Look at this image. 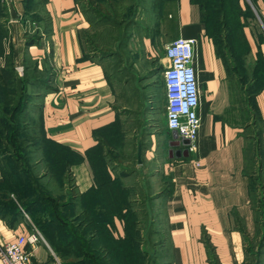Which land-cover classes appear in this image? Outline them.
<instances>
[{
    "label": "crops",
    "instance_id": "obj_1",
    "mask_svg": "<svg viewBox=\"0 0 264 264\" xmlns=\"http://www.w3.org/2000/svg\"><path fill=\"white\" fill-rule=\"evenodd\" d=\"M13 2L18 19L11 18L6 1L0 0L8 16L0 18L6 29L0 28V69L10 65L16 73H38L41 81L34 80L29 85L40 96L37 116L47 141L74 154L69 167L77 195L98 188L102 181L94 161L100 159L101 146L107 137L112 138L124 126L128 141L136 138L138 144L141 139L142 162L137 155V164L155 163L152 178L164 183L155 199L162 200L170 244L168 259L164 257L161 264H210L203 236L209 239L221 264H244L245 237L250 243L261 235L259 210L254 205L251 176L247 172L251 106L263 127L261 162L256 176L264 186V86L262 51L258 50L257 39L249 38V57L254 54V58H259V69L254 68V63V69L245 67L248 73H239L243 69L239 45L232 44V57L227 59L217 52L197 0H163L156 25L142 38L139 52L144 54L145 64L150 60L164 69L170 63L166 45L179 37L195 38L200 87L201 127L193 149L186 156H171L170 149L175 153L185 146L176 150L170 146L173 137L167 125L161 134L150 130L145 124V96L140 95L142 90L154 88L150 87V79L156 76L166 117L164 73L163 76L137 73L135 78V73H130L129 83L107 73V59L87 49L84 35L89 30L90 16L76 0H45L42 11L50 17V24L38 29L40 35L35 42L29 41L33 35L27 22L21 20V14L39 10L30 6L27 11L25 0ZM132 84L135 88L131 93L127 88ZM118 85L121 89L117 91ZM238 94L243 95V100L237 99ZM129 104L133 106L132 113L125 111ZM111 177L114 179L115 175ZM152 178L147 180L153 183ZM5 182L6 167L0 162V241L35 234L37 241L27 244L32 264H61L29 211L24 210L23 216L16 196L2 194ZM111 228L116 237L124 235V224L119 218H115Z\"/></svg>",
    "mask_w": 264,
    "mask_h": 264
},
{
    "label": "trees",
    "instance_id": "obj_2",
    "mask_svg": "<svg viewBox=\"0 0 264 264\" xmlns=\"http://www.w3.org/2000/svg\"><path fill=\"white\" fill-rule=\"evenodd\" d=\"M76 1L83 11L89 13V10L81 6L80 0ZM105 1L110 3V7L118 18L125 17L124 14L127 13L128 7L122 0ZM252 1L258 6L259 0ZM25 2L27 11L30 6L39 10L38 13L36 11L35 13L42 14L45 27H49L50 17L42 11L45 0H25ZM162 2L163 0H154L153 8L158 11ZM3 13V7L0 5L1 16H4ZM89 16L91 20V13ZM1 24L0 21V28L6 30ZM39 35L38 32L37 35L29 38V41L31 39L32 42H35ZM89 51L94 54V50L90 49ZM262 65L264 66L263 61L261 67ZM30 74L19 77L10 65L0 69V156L5 155L13 161L6 166L5 191L2 194L5 196L14 194L22 210L29 211L28 209L34 208L36 214L49 211L50 216L46 223L49 222L53 236L59 242L57 243L59 249L52 246L61 257L63 264H79L81 262L75 260L66 262L69 254L80 256L83 264H151L149 250L142 248L143 235L140 233L139 226L142 220L137 212L139 210L132 208V202L136 201L135 198H131L132 195L134 197L135 189L133 186L127 188L123 184L122 173L119 175V169L110 161L111 158L121 160L122 151L119 146L128 140L126 129L124 126H120L112 138L108 136L101 146L100 159L97 158L94 161L95 167L100 170L99 180L102 181L98 188L83 195H77L73 192L74 177L69 167V164L71 165L75 159L74 154L66 148L63 149L60 145L47 141L44 131L40 132L39 137H31L25 133L27 130L25 121L28 119L25 110L30 108V101L27 97L30 93L27 92V86L34 80L35 82L41 81L38 80L39 76V78L35 76L36 73ZM5 106L9 107L7 111H3ZM250 110H253L252 107ZM6 114L11 115V118H7ZM24 116L26 120L22 121ZM16 119H18L17 122H15ZM257 122L259 128L258 138L254 145L256 148L254 150V167L251 169L247 165V172L251 176L252 191L254 184L259 185L258 182H260L256 176V170L261 162L260 135L263 132V127L258 117ZM20 125L24 127L22 126L20 129ZM249 135L252 140V135ZM133 146L134 154L131 155L128 152L123 158L130 159V162L135 158L137 163V140H134ZM248 147L247 160H249ZM111 174L115 175L114 179ZM13 176L20 178L19 182L16 179L13 180ZM45 177L48 179L47 181L44 180ZM147 183L150 184L149 181ZM44 188L49 189L45 190ZM52 189L59 190L60 194L55 192L51 194ZM130 190H133V193ZM258 193L264 201V186ZM255 203L256 199H254V205L257 211L259 210L257 222L261 228V235L259 239H254L250 243L245 237L244 264H264V206L257 207ZM69 208L75 209L74 215L70 216L71 210H67ZM115 218H119L124 224L123 236L116 237L112 232L111 227L114 226ZM54 222L55 225L52 226ZM202 239L207 248L210 264H221L209 239L206 236H203Z\"/></svg>",
    "mask_w": 264,
    "mask_h": 264
},
{
    "label": "rangeland",
    "instance_id": "obj_3",
    "mask_svg": "<svg viewBox=\"0 0 264 264\" xmlns=\"http://www.w3.org/2000/svg\"><path fill=\"white\" fill-rule=\"evenodd\" d=\"M128 9L126 10L125 17H117L113 12V9L110 7L105 0L102 1H93V0H80L81 6L89 10V15L91 13V23L87 34H85V42L87 49L94 50V55H99L104 59H107V73L112 74L113 76L118 77L119 79H125L127 83L131 82L130 73H135L134 78L137 76V73H161L163 76L164 69L158 67L156 62H151L149 60L148 64H145L144 54L139 52L140 44L142 38L145 34H149L151 30L154 29L157 20V11L153 8L154 0H122ZM201 3V8L203 11V18L207 23V32L209 36L212 37L213 41L216 43L217 52L227 59L229 56L232 57V44L239 45L241 52H239L242 70L239 73H248L244 71V68L256 69L260 65V60L258 57L254 58V54L250 55L251 52V43L249 38L257 39L258 50L261 48L262 61L264 62V0L258 1V6L253 3L252 0H198ZM92 10V11H91ZM4 13L6 15L5 8L3 7ZM23 21L27 22L28 30L32 33L33 37L40 32L38 29H42L45 25L43 15L37 13L21 14ZM1 18V14H0ZM7 20L10 18H6ZM244 26L247 28L246 32L249 34L246 35L244 31ZM259 40V41H258ZM233 44V45H234ZM235 46V45H234ZM136 52V56L133 55V52ZM260 54V51L257 53ZM248 57L250 59H248ZM140 60V62H139ZM246 61H249L248 63ZM136 62L139 64L135 65ZM246 62V64H244ZM254 63L256 66H254ZM254 66V68H253ZM245 68V69H246ZM263 73V86H264V66L262 65ZM253 71V70H252ZM252 73V72H251ZM19 77H24L25 73H17ZM28 75H31L28 73ZM38 76V73H36ZM129 75V76H128ZM128 76V77H127ZM27 77V75H26ZM156 79V80H154ZM141 81H145L143 78ZM150 87L153 85L154 88L148 92L142 90L143 97L145 96V124L148 123L150 130H155L157 134H161L162 131L166 128V117L163 102L159 97V92L156 88L157 78L156 76L150 79ZM130 87V88H129ZM133 84L128 86L127 91L132 93L134 90ZM121 89V86H117V91ZM126 89V88H125ZM27 92L30 94L27 96L30 101V108L25 110L27 113L28 119H25V116L22 118V121H25L27 125L26 135L31 137L40 136V132L43 131V125L39 117L37 116V111L40 106L38 105L39 95L35 92L36 89H33V86H27ZM135 95V94H134ZM249 96V95H248ZM133 98V97H132ZM247 98V96H246ZM245 98V99H246ZM1 99V94H0ZM237 99L243 100V95L238 94ZM122 102H124L122 100ZM6 107V106H5ZM13 107V105H11ZM252 107V106H251ZM9 107L3 109L7 111ZM133 109L132 104H129V109H125L128 112ZM253 109V108H252ZM250 110L249 120H251V128L247 133L252 135V140L249 141L248 147V165L252 169L254 167V150L256 140L258 138V128L259 123L257 122V117ZM5 114V113H4ZM25 115V114H24ZM129 114V118H130ZM144 115V114H142ZM141 115V119L144 117ZM7 118H11V115H7ZM132 117H134L132 115ZM148 118V120H147ZM19 119V118H18ZM15 122H17V120ZM147 120V122H146ZM24 123V122H23ZM18 125V124H17ZM23 126V125H22ZM20 125V129L22 127ZM131 126V124H129ZM24 127V126H23ZM133 127V126H132ZM126 129V128H125ZM168 131V130H167ZM134 133L133 131L130 134ZM131 141H125L119 146L121 149V160L118 158H111L112 165H115L120 171L123 180V184L127 188H133V195L131 198H135L132 202V208L138 209L139 218L142 220L139 224L141 229V235H143V245L142 248H147L149 250V261L151 264H161L166 257L168 259V250L170 244L167 238V227L165 223V212L162 210V200L157 199L156 195L160 192V189L163 188L164 183L158 182L152 178V172L154 169L156 171V166L154 164H148L147 166L139 165L135 162L133 158L132 162L130 159L123 158L129 152H133V138H130ZM135 140H137L135 138ZM131 148V150H129ZM40 155V154H39ZM138 155V153H137ZM169 155V154H168ZM3 158L0 157L1 165L5 167L8 164H11L13 161L10 160L7 156ZM5 159V160H3ZM33 161V158H32ZM151 177L153 183H147V178ZM19 182L20 178L13 176V180ZM47 181L48 179H44ZM254 184L253 194L254 199H256L257 207L264 206V201L260 197L258 191H262V186L260 183ZM158 186V187H157ZM45 190L49 188H44ZM53 190V189H52ZM133 193V190H130ZM48 192V191H47ZM52 192V193H51ZM49 193L53 194L59 193V190H53ZM73 192H75L73 190ZM76 193V192H75ZM77 194V193H76ZM130 196V195H129ZM155 197V198H154ZM21 206V205H20ZM146 208V210H145ZM142 209V210H141ZM27 212L29 215L33 216V222L38 223L41 230L46 234L50 243L59 249L57 239L53 236L49 222L46 221L49 219V211H46L41 214H36L34 208L28 209ZM71 210V208L67 209ZM75 214V209L71 210V215ZM23 210V216H24ZM37 220V222H36ZM55 225V222L52 226ZM56 240V241H55ZM67 256L66 262L71 260L83 261L80 256L69 254ZM59 257V262L63 264L61 257ZM252 257V256H251ZM264 258V257H263ZM264 261V260H263ZM79 263V264H80Z\"/></svg>",
    "mask_w": 264,
    "mask_h": 264
},
{
    "label": "built area",
    "instance_id": "obj_4",
    "mask_svg": "<svg viewBox=\"0 0 264 264\" xmlns=\"http://www.w3.org/2000/svg\"><path fill=\"white\" fill-rule=\"evenodd\" d=\"M165 54L170 61L164 68L166 125L170 132L176 131L180 139H188V147L193 149L201 127L197 40L176 38L166 45ZM36 241L35 234L19 235L13 241H0V264H32L27 244Z\"/></svg>",
    "mask_w": 264,
    "mask_h": 264
},
{
    "label": "water",
    "instance_id": "obj_5",
    "mask_svg": "<svg viewBox=\"0 0 264 264\" xmlns=\"http://www.w3.org/2000/svg\"><path fill=\"white\" fill-rule=\"evenodd\" d=\"M6 4L8 6V10H9V14L11 16L12 19H18L19 18V14L16 11L15 5L13 0H5ZM172 137H173V141L172 143H170L171 147H178V146H185V149H178L175 153L173 151V149H170V155H178V156H186L189 153V143L190 141L188 139H180L177 132L173 131L172 132ZM138 160L141 163L142 162V155H143V145L141 142V139L138 141Z\"/></svg>",
    "mask_w": 264,
    "mask_h": 264
},
{
    "label": "flooded vegetation",
    "instance_id": "obj_6",
    "mask_svg": "<svg viewBox=\"0 0 264 264\" xmlns=\"http://www.w3.org/2000/svg\"><path fill=\"white\" fill-rule=\"evenodd\" d=\"M177 149V147L176 148H174V150H176Z\"/></svg>",
    "mask_w": 264,
    "mask_h": 264
}]
</instances>
